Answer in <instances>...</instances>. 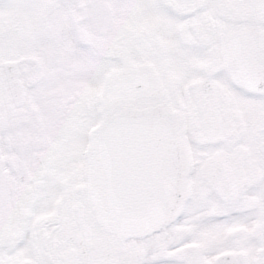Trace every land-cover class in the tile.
Returning a JSON list of instances; mask_svg holds the SVG:
<instances>
[{
  "label": "snow or ice",
  "instance_id": "snow-or-ice-1",
  "mask_svg": "<svg viewBox=\"0 0 264 264\" xmlns=\"http://www.w3.org/2000/svg\"><path fill=\"white\" fill-rule=\"evenodd\" d=\"M0 264H264V0H0Z\"/></svg>",
  "mask_w": 264,
  "mask_h": 264
}]
</instances>
